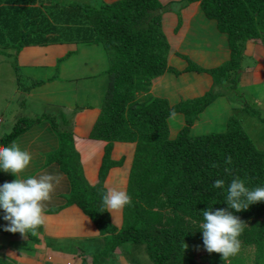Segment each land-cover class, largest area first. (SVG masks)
<instances>
[{"label": "trees", "instance_id": "obj_1", "mask_svg": "<svg viewBox=\"0 0 264 264\" xmlns=\"http://www.w3.org/2000/svg\"><path fill=\"white\" fill-rule=\"evenodd\" d=\"M183 1V5L199 2L204 15L214 20L226 37L229 58L222 66L207 70L214 83L206 94L172 106L150 93L154 79L175 70L167 63L170 46L162 29L164 8L159 0L102 4L91 0H0V53L17 58L27 46L67 42L103 49L105 64L98 75L104 76L106 88L89 134L104 142L97 182L80 174L74 133L59 134L56 150L60 172L69 183L68 202L78 206L100 234H108L103 252L130 242L144 244L153 264H264V201L234 212L245 222L235 256L224 261L221 254L205 250L206 261H200L185 251L193 241L203 245L202 233L195 229L202 212L208 206L213 211L227 208L225 193L212 188L215 179L225 180L226 186L235 177L244 179L250 188L264 185V149L256 147L239 122L230 118L224 131L190 133L198 114L217 94L215 87L223 85L224 70L239 63L248 42L264 45V0ZM229 74L235 86L239 74L238 78ZM43 81H32L26 90ZM176 112L183 113L185 124L171 138L167 119ZM18 126L0 139V147L28 130L27 119L20 118ZM66 133L70 139L66 140ZM115 143L133 145L122 189L132 202L122 208L119 227L102 207V194L109 189L104 178L120 164L112 158Z\"/></svg>", "mask_w": 264, "mask_h": 264}, {"label": "crops", "instance_id": "obj_2", "mask_svg": "<svg viewBox=\"0 0 264 264\" xmlns=\"http://www.w3.org/2000/svg\"><path fill=\"white\" fill-rule=\"evenodd\" d=\"M103 1L112 2L115 0ZM159 2L164 8L161 14L162 29L170 46L167 63L177 72L166 71L162 78L154 79L150 92L152 93V89H154L156 97L165 98L172 106L180 102L175 101L180 100L181 97L184 98L181 101H186L203 96L213 85V77L207 70L222 66L229 58V49L225 35L219 33L214 20L208 19L204 15L199 2L186 5H183V0H159ZM32 48L35 49V47ZM248 52L251 55L254 52L258 53L254 55L255 59L260 64L263 63L264 45L260 42H248L244 53L247 54ZM26 53L31 55L33 50H27ZM19 61L22 63L20 58ZM195 65L201 68L202 71L195 70L193 68ZM260 67L264 72V64H261ZM256 77L257 75H254L249 69H245L244 72L240 73V85L251 86L255 82H262L257 80ZM171 81L179 82L180 85H174ZM218 97L228 104L232 103L231 100L227 99L225 93ZM205 109L199 113L198 118L192 124L190 130L192 135L201 134L192 133L195 126H197L198 130L202 129L205 132L214 130L209 128L208 121L205 122L203 119ZM88 113L78 111L75 114L73 132L76 139L75 147L79 151L81 164L84 163L83 157H86L87 154L94 153L98 156L97 170L88 169L86 171L93 178L88 180L95 183L98 180L99 168L102 164L104 142L92 139L86 141L94 121V118L90 119L88 117ZM230 115L226 114L222 119L225 129ZM83 118L88 120L91 126ZM167 122L170 137L174 138L185 124L184 115L181 112H176L169 116ZM78 129H88V133L80 135L77 133ZM78 145L81 146V149H78ZM132 154L133 145L115 143L112 158L120 160L119 163L123 164V169L120 171L118 168L119 164L109 171L115 173L118 179L121 174L125 173L124 181L120 180V189H124ZM52 166L54 176H59L60 179L63 177L66 180V184L62 188L57 181L53 182L54 188L51 193V199L44 202V224L35 232L21 235L18 232L4 231L3 226L8 222L2 219L3 211L0 210V264H93V259L96 258V264H139L134 258L133 252H130V250L133 251L134 249L139 250V256L145 264H153L148 257L144 244L137 245L129 242L128 245L121 244L114 251L103 252L107 244L108 234H100L91 219L74 203L68 202L67 197L70 195L69 183L64 174L60 172V167L56 163L52 162L47 166L46 161H42L39 166L33 167V172L25 173L27 170L25 169L23 173L18 175V178L26 179L31 176L46 174L47 167ZM107 175L108 172L106 178ZM5 176H7V173ZM0 178H2L0 181L4 183L11 182L15 177L13 176L9 179L3 176ZM105 183L109 188L113 187L112 183L110 185L109 180H105ZM108 211L111 222L119 227L122 209L113 212ZM22 242H28V244L22 245ZM30 252H34V254H30ZM102 254L103 256L101 257Z\"/></svg>", "mask_w": 264, "mask_h": 264}, {"label": "rangeland", "instance_id": "obj_3", "mask_svg": "<svg viewBox=\"0 0 264 264\" xmlns=\"http://www.w3.org/2000/svg\"><path fill=\"white\" fill-rule=\"evenodd\" d=\"M73 1L81 2L82 0ZM91 1L95 4L103 3V0ZM81 43L83 42L55 43L35 46V49L27 46L25 48H28V51L33 50V53L30 55V53H26L27 50L23 51L25 49L23 48L19 51L17 58L0 53V139L13 132V128L19 127L18 120L20 118L27 119L28 130L14 138L13 142L8 145L18 144L21 149L31 154L32 160L25 173L33 172V167L39 166L42 161H46L47 166L52 162L58 165L61 160L56 156V152H58L56 150L60 143L58 135L68 130L73 136L74 116L78 111L89 112L88 117L96 119V107L101 102L100 99L106 88L104 76L100 78L98 75L101 73L104 62L103 49L97 45ZM10 51L8 50L7 53ZM68 53H71L70 56ZM256 54L258 53L254 52L252 56L249 52L247 54L243 52L238 64H233L229 71L224 70L222 74L223 85L215 87L217 94L211 96L201 111L208 106L203 112V119L205 122L208 121V127L214 129L212 131H223L225 125L222 124V119L226 114H231L229 117L240 123L256 147L264 149V72L260 67L261 64H264V60L260 64L255 59L254 55ZM59 59H64L62 64H58ZM56 64L57 66L54 67ZM193 68L202 70L197 65ZM236 68H238L237 71ZM245 69H249L254 75H257L256 79L262 82H255L251 86L244 84L241 86L240 82L237 83L236 81L235 86H232L234 83L231 82L232 77L229 73H233L232 75L236 78L239 74L240 78V73L244 72ZM162 75L157 78H162ZM40 79L44 80L41 85L26 90L30 88L28 86H31L32 81ZM171 83L180 85L179 82L171 81ZM223 93L226 94L227 99L232 101L231 104L218 97ZM151 94H154V89H152ZM181 100L184 98L181 97L175 102ZM83 120L90 125L88 120L85 118ZM194 131L192 130V133H207L202 129L198 130L197 126L194 127ZM77 133L84 135L88 133V129H78ZM65 135L66 140L70 139L67 133ZM89 139L92 138L88 136L86 141ZM78 149H81L80 145H78ZM69 156L72 157V154ZM83 160L84 163L80 165V174L84 178L93 179L86 171L88 169L97 170L98 156L90 153L86 157L84 156ZM118 168L121 171L123 164H120ZM52 169L53 166L47 167L46 174L54 176ZM1 173L0 177L4 176V178L8 177L9 179L13 177L10 173H7V176H5V172ZM54 177V181H57L64 188L66 180L63 177L61 179L59 176ZM124 179L125 173L121 174L118 179L117 175L111 171H108L107 178H104V180H109L110 185L112 183V188L118 190H122L119 185L120 180L124 181ZM2 183L0 181V184ZM21 244L27 245L28 242ZM185 251L192 258L206 261L204 246L199 241L188 243ZM130 252H133V256L139 264H145L139 256L138 249L130 250ZM30 254L33 255L34 252H30Z\"/></svg>", "mask_w": 264, "mask_h": 264}, {"label": "clouds", "instance_id": "obj_4", "mask_svg": "<svg viewBox=\"0 0 264 264\" xmlns=\"http://www.w3.org/2000/svg\"><path fill=\"white\" fill-rule=\"evenodd\" d=\"M32 156L18 144L0 147V172L10 173L15 178L0 184V210L2 219L8 223L4 231L26 235L35 232L44 224V202L51 199L55 177L51 174L18 178L29 166ZM230 163V160H229ZM213 189L225 193L226 209L212 210L208 206L202 212V220L196 230L202 233L204 249L208 253H219L224 261L240 251L239 237L245 222L234 212L247 210L250 205L264 201V185L248 187L240 177L225 184L223 179H215ZM127 191L110 188L102 194V207L116 211L131 204Z\"/></svg>", "mask_w": 264, "mask_h": 264}]
</instances>
